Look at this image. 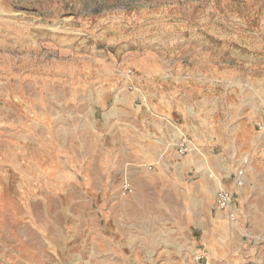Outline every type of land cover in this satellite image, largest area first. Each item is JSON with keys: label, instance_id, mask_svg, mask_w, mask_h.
<instances>
[{"label": "rangeland", "instance_id": "rangeland-1", "mask_svg": "<svg viewBox=\"0 0 264 264\" xmlns=\"http://www.w3.org/2000/svg\"><path fill=\"white\" fill-rule=\"evenodd\" d=\"M168 83L178 116L213 121L214 151L172 160L162 176L182 182L168 200L148 193L161 216L137 259L264 264L247 257L264 255V0H0V264H119L133 250L118 239L133 194L100 185L112 170L93 159L100 145L148 146L121 130L119 99H161ZM245 158L230 221L214 197Z\"/></svg>", "mask_w": 264, "mask_h": 264}, {"label": "crops", "instance_id": "crops-1", "mask_svg": "<svg viewBox=\"0 0 264 264\" xmlns=\"http://www.w3.org/2000/svg\"><path fill=\"white\" fill-rule=\"evenodd\" d=\"M136 80L135 74L134 81ZM174 86L176 85L172 83L171 87ZM166 87L167 92L161 99L148 98V101L138 100L133 97L119 99L121 101L120 104L123 106L118 111L122 121L121 130L133 135L139 129L145 138L148 139L147 147H139L137 145L119 147L100 145L97 147L98 156L93 159L99 170H112L113 180L111 183L107 181V175L103 174V180L100 185L108 186L111 184L120 186L123 182L120 179L122 174L129 173L130 180L134 186L133 196L129 198L131 202L130 208L119 213L123 218H128V228L121 226L118 229L117 227L120 236L118 239H120L119 242L121 241L120 247L122 248L120 250L124 251L125 246H129V249L133 250L125 256L123 252L121 255V251L118 249L116 252L123 258L120 259L119 264H148L146 261L137 259L138 254L135 250L138 242H143L144 244L148 242V217L161 216L148 208V193L168 200L169 196L174 192L172 187L176 186L178 188L180 182H182L179 179H167L162 176L163 173L166 174L167 170L171 169V166H175V163L172 162L173 159H181L183 157L178 156L176 153V144L180 135L183 133L190 138L195 147L194 150L200 149L205 153L214 151V145H212L213 121L201 115L195 116L193 120L188 116H178L183 114L181 112L183 109H178L182 106L179 105L181 99L169 97V83ZM207 89V91L204 90L205 95L210 93V88ZM208 99H202L200 106L204 105ZM55 152L57 153V150ZM111 154H122L124 157L108 156ZM55 165L56 161L52 160V166L54 167ZM131 166H140V168L137 169ZM149 166H151V169ZM86 169H89V167H86ZM181 191H184L183 188ZM175 192L178 193L179 190L176 189ZM237 194L238 192L236 193V198L238 197ZM159 201L160 198L155 199L157 204ZM237 202L239 205V217L240 204L238 198ZM142 235L144 236L141 237ZM255 253V251H250L247 256L248 259L258 262L260 257L264 262V255L257 254L256 256Z\"/></svg>", "mask_w": 264, "mask_h": 264}, {"label": "built area", "instance_id": "built-area-1", "mask_svg": "<svg viewBox=\"0 0 264 264\" xmlns=\"http://www.w3.org/2000/svg\"><path fill=\"white\" fill-rule=\"evenodd\" d=\"M135 71L133 69H128L126 71V77L129 80V84L127 85V91L133 92L137 90L135 86ZM195 149L194 145L190 138L185 135L181 134L180 138L176 144V153L178 156H185L189 152ZM249 163V159L245 158L243 161V165L237 169L234 174V188L230 189L225 184L221 185L217 192L215 193L214 197V206L215 209L223 212L226 214L228 220L235 221L238 219L239 215V205L236 198L237 189H240L244 186L246 180V165ZM151 169V166H149ZM210 176L213 177L212 173ZM134 193V186L128 176H125L122 185H121V195L128 197ZM197 260H206L207 253L203 249L198 253L196 256Z\"/></svg>", "mask_w": 264, "mask_h": 264}]
</instances>
